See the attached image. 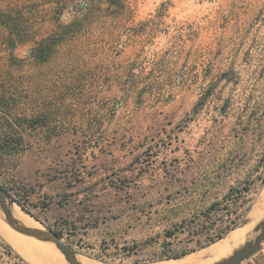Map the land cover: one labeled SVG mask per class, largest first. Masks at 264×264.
<instances>
[{
    "label": "rangeland",
    "instance_id": "rangeland-1",
    "mask_svg": "<svg viewBox=\"0 0 264 264\" xmlns=\"http://www.w3.org/2000/svg\"><path fill=\"white\" fill-rule=\"evenodd\" d=\"M0 184L92 261L254 239L264 0H0ZM0 264L34 263L0 233Z\"/></svg>",
    "mask_w": 264,
    "mask_h": 264
},
{
    "label": "bare ground",
    "instance_id": "bare-ground-1",
    "mask_svg": "<svg viewBox=\"0 0 264 264\" xmlns=\"http://www.w3.org/2000/svg\"><path fill=\"white\" fill-rule=\"evenodd\" d=\"M259 202L260 205L264 207V190ZM256 206L258 208L259 205ZM11 209L14 216L22 223L29 226L40 227L35 220L22 211L19 205L14 203L11 205ZM260 212L261 210L259 208L258 213L256 214H259ZM0 233L19 254L34 264H60L62 262V257L64 258V264L67 262L65 256L60 250H58L54 243L41 241L16 231L7 223L3 215H0ZM240 236V231H234L227 237L222 238L213 245L209 246L208 249H205V252L201 250L177 259L157 260L149 263H112L92 261L79 255L77 257L80 264H212L217 259L223 258L224 255V257L228 256L232 250L230 252L228 251L239 241Z\"/></svg>",
    "mask_w": 264,
    "mask_h": 264
},
{
    "label": "water",
    "instance_id": "water-1",
    "mask_svg": "<svg viewBox=\"0 0 264 264\" xmlns=\"http://www.w3.org/2000/svg\"><path fill=\"white\" fill-rule=\"evenodd\" d=\"M18 203L0 184V207L4 213V219L16 231L34 237L41 241L52 242L62 252L69 264H80L76 249L63 241L58 233L41 227L29 226L18 220L11 209V205ZM19 204V203H18ZM24 210V209H23ZM257 236L247 241L243 246L234 250L233 253L223 259L216 261L214 264H240L247 258L256 253L264 241V219L256 227Z\"/></svg>",
    "mask_w": 264,
    "mask_h": 264
},
{
    "label": "trees",
    "instance_id": "trees-1",
    "mask_svg": "<svg viewBox=\"0 0 264 264\" xmlns=\"http://www.w3.org/2000/svg\"><path fill=\"white\" fill-rule=\"evenodd\" d=\"M211 208H213V207H211ZM211 208H210V210H211ZM203 214L205 215V214H207V213H203ZM194 223H195V221H193V223H191V224L189 225V227H190V228H193ZM202 226H203V225H202ZM176 232H178L177 229L168 230V231H166V233H165V237H166V238H170V237L174 236V235L176 234ZM57 233H58V232H57ZM58 235H60V233H58ZM60 236H61V235H60ZM176 258H178V257H176Z\"/></svg>",
    "mask_w": 264,
    "mask_h": 264
}]
</instances>
